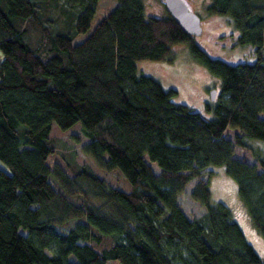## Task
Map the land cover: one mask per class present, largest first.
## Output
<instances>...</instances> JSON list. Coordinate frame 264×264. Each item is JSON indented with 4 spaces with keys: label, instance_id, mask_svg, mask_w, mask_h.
Masks as SVG:
<instances>
[{
    "label": "trees",
    "instance_id": "trees-1",
    "mask_svg": "<svg viewBox=\"0 0 264 264\" xmlns=\"http://www.w3.org/2000/svg\"><path fill=\"white\" fill-rule=\"evenodd\" d=\"M42 1L0 0V264H264L209 186L210 167L224 166L264 238V157L236 155L251 150L247 140L264 141V0L207 7L255 55L234 64L212 56L169 12L147 15L143 0H117L80 43L74 38L90 30L100 0H62L82 9L73 35L51 31ZM178 45L221 79L212 118L138 69L173 62ZM79 122L84 151L120 170L130 191L89 166L71 174L48 162L54 124ZM194 179L191 197L205 208L198 218L179 198Z\"/></svg>",
    "mask_w": 264,
    "mask_h": 264
},
{
    "label": "rangeland",
    "instance_id": "rangeland-1",
    "mask_svg": "<svg viewBox=\"0 0 264 264\" xmlns=\"http://www.w3.org/2000/svg\"><path fill=\"white\" fill-rule=\"evenodd\" d=\"M190 9L202 17L203 34L196 37L197 43L210 52L214 57L224 59L230 63L253 61L255 55L251 48L237 45L233 26L229 24L226 17L210 15L207 7L211 0H185ZM147 15L163 17L168 11L161 0H143ZM118 5L117 0H100L92 26L87 33L78 34L74 38L75 43L84 41L110 11ZM79 7H68L62 0H46L40 3L39 13L50 27L51 31L60 34L73 35L76 30L77 18L81 12ZM264 57V50L262 51ZM3 54L0 52V64ZM138 69L160 79L165 88L177 91L174 100L185 103L201 110L206 116L214 117V108L221 98V79L210 74L209 71L190 54L186 45L175 47V60L165 61H140ZM1 79V76H0ZM216 89V98L211 99L210 91ZM83 123L79 122L68 130H62L58 124H54L51 137L57 148L56 153L51 154L48 162L53 165L61 163L71 174L76 165H86L101 177L106 178L113 186L124 191L132 189L130 181L120 170L108 171L102 167L99 161L92 155L86 153L83 147L89 141V137L82 129ZM228 136H234V130L228 129ZM249 149L237 147V156H246L249 161L255 162L254 150L264 157V141L247 140ZM0 166L5 165L0 161ZM155 167L157 165L154 164ZM213 172L209 179L212 193V202H223L234 214V219L240 224L247 240L253 246L258 255L264 259V238L255 228L249 212L238 194L236 180L229 176L224 166H211ZM197 180H192L183 194L180 202L184 211L190 217H202L205 208L191 197ZM52 255V251H48ZM74 259V258H72ZM107 264H120L118 261H109Z\"/></svg>",
    "mask_w": 264,
    "mask_h": 264
},
{
    "label": "water",
    "instance_id": "water-1",
    "mask_svg": "<svg viewBox=\"0 0 264 264\" xmlns=\"http://www.w3.org/2000/svg\"><path fill=\"white\" fill-rule=\"evenodd\" d=\"M169 14L188 35L199 37L203 34L202 18L192 11L185 0H161ZM216 89L210 91L211 99L216 98Z\"/></svg>",
    "mask_w": 264,
    "mask_h": 264
},
{
    "label": "flooded vegetation",
    "instance_id": "flooded-vegetation-1",
    "mask_svg": "<svg viewBox=\"0 0 264 264\" xmlns=\"http://www.w3.org/2000/svg\"><path fill=\"white\" fill-rule=\"evenodd\" d=\"M188 4V3H187Z\"/></svg>",
    "mask_w": 264,
    "mask_h": 264
}]
</instances>
